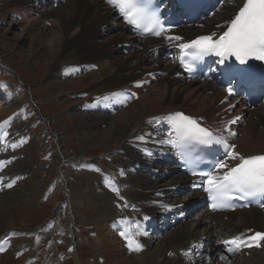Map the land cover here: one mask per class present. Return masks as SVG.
<instances>
[{
	"label": "bare ground",
	"instance_id": "1",
	"mask_svg": "<svg viewBox=\"0 0 264 264\" xmlns=\"http://www.w3.org/2000/svg\"><path fill=\"white\" fill-rule=\"evenodd\" d=\"M220 1V7L208 17L201 15L197 24L166 35L180 36L181 40L167 41L163 37L153 40L134 36L118 10L106 0H65L64 5V0H0V23L5 24L10 19L12 27L19 26L21 23L13 19L20 16L26 25V38L32 36V45L39 48L38 57L42 59L46 54L50 58L43 69L48 71V79L56 81L49 80L47 90L57 92L59 100L66 99V105L72 96L86 95L88 98L84 103H73L66 109L80 145L77 156L68 160L94 171L91 162L86 164L89 150L106 153L114 142L113 149L119 154V164L116 166L112 160L106 167L108 171L102 169V176L95 187L91 186L86 195L88 199L84 200L86 205L94 204V216L98 221L95 225L108 231V237H111L107 240L103 229L99 230L93 246L97 252L96 264H185L182 251L189 245L202 244L211 252L215 249L212 242L216 238L226 239L249 230H253L251 234L264 232V215L257 210L229 215H212L202 208L191 210L192 205L187 203L201 198V195L190 192L192 185L176 165L174 148L170 143H163L174 138L173 128L166 118L181 112L196 119L201 126L212 129L217 136L227 138L240 155H264L263 105L251 110L244 104L227 101L216 83L185 81L176 64L164 58L165 49L177 56L179 44L213 33L218 37L226 30L244 0ZM47 3L51 4L50 8H44ZM48 23H52V28H47ZM8 32L4 33L5 36ZM125 46L132 53L124 55ZM80 73H87L81 79L88 81L86 86L80 79L72 83ZM125 91L129 96L123 98V103H95L107 94ZM133 93L135 95L131 96ZM11 96V92H3V97ZM230 105L234 107L230 108ZM238 116L240 120L228 123ZM9 120L13 122L7 118L0 123V136L8 133L0 140V163L3 165L0 167V244L4 250L9 245L4 235L15 229L13 225L1 222L9 219L18 208H30L42 189L35 177V169V175L26 170V163L32 156V142L21 126L11 125ZM229 131L235 135H229ZM140 136L144 139H137ZM62 140V137L56 139L59 148L63 147ZM26 141L29 142L27 145ZM12 143H18L16 148L23 147L15 150L10 147ZM67 156L63 151L53 158L59 164ZM226 162L232 166L238 161L226 159ZM108 180L112 183L109 184ZM8 184L12 186L8 187ZM112 187L119 189V195L112 191ZM170 201L173 205H169ZM125 203L127 208L117 207V204ZM164 205L170 206L168 211ZM178 208L188 214L186 218H192L189 227L184 225L170 233L163 240V247L154 250L145 237L142 236V242L136 236L143 246L142 251H129L119 233L122 230L134 232L135 228H126L117 221L123 217L130 221L129 216L137 213L139 220L145 217L156 220L159 213L167 218L174 216ZM74 212L70 221L75 226L78 220ZM171 220V225L177 224L176 218ZM120 226H123L122 230ZM13 233L10 232L7 238L11 239ZM162 248L172 254V259L162 254ZM252 250L230 264H264V242ZM218 259L214 263L217 264ZM191 261L197 264L194 257Z\"/></svg>",
	"mask_w": 264,
	"mask_h": 264
},
{
	"label": "rangeland",
	"instance_id": "2",
	"mask_svg": "<svg viewBox=\"0 0 264 264\" xmlns=\"http://www.w3.org/2000/svg\"><path fill=\"white\" fill-rule=\"evenodd\" d=\"M64 4L65 0L62 5ZM57 5L54 7L56 8ZM50 7V3L44 5V8ZM19 17L13 19L21 23L16 27L10 25L12 22L10 19L6 20L5 24L0 23V123L10 118L13 120V122L9 120L11 125L21 126L28 135L33 151L28 159L29 162L26 163V170L30 173L35 169L37 172L35 177L38 178L42 189L38 197L32 201L30 208H18L12 212L9 219L1 222L13 225L15 231L7 232L9 235L10 232L14 233L9 239L10 248L0 252V264H96L97 252L93 246L99 237V230L102 231L103 228L95 225L98 221L94 216V204L87 203L88 206L84 200L88 199L86 195L91 186L95 187L103 172L108 171L106 167L111 165L112 160L116 166L119 164V154L113 149L114 142L110 144L106 153L89 150V154H86L88 156L86 164L91 162L90 164L95 166L94 171L69 161L70 158L77 156L80 145L78 134L67 110L70 104L84 103L83 101H87L88 98L86 95L70 96L71 102L66 105V99L59 100L57 92L47 90L46 85L50 81H56L52 78L48 79V71L43 69V65L48 63L50 58L46 57V54L42 59L38 57L39 48L32 45V36L26 38L24 28L26 25ZM46 26L50 29L52 23ZM6 31L9 32L5 36ZM129 49L126 47L127 51H124V55L132 53ZM164 57L166 58L165 55ZM86 74H77L72 83H77ZM81 82L83 86L88 84L86 80ZM3 92H11L12 96L3 97ZM57 137L63 138L61 142L63 147L59 148L56 143ZM28 143L26 141V145ZM22 147L15 150H20ZM63 151L68 156L57 164L53 155ZM89 180L94 185H91ZM82 202L85 204L82 205ZM172 203L170 201L169 205H173ZM68 205L71 206L69 209ZM73 212L78 220L75 226L70 221L73 219ZM191 220L192 218H185L166 233L162 232L161 237L159 236L156 241L152 237L148 238L150 248L154 250L163 247V240L170 233L181 229L184 225L189 227ZM21 224H24V227H21ZM103 232L108 237V231L103 229ZM109 239L111 237L107 238ZM161 252L172 259V254L167 253L169 251L165 248H162ZM209 264H213V261Z\"/></svg>",
	"mask_w": 264,
	"mask_h": 264
},
{
	"label": "snow or ice",
	"instance_id": "3",
	"mask_svg": "<svg viewBox=\"0 0 264 264\" xmlns=\"http://www.w3.org/2000/svg\"><path fill=\"white\" fill-rule=\"evenodd\" d=\"M106 2L118 10L125 23L133 26L142 34L163 36L167 41L182 39L180 36L164 35L167 29L161 23L160 9L154 0H106ZM177 47L180 53V64L189 71L192 67L191 61H201L208 55L219 57L221 64L231 57H235V60L241 64H245L250 58L264 60V0H244L243 6L239 8L234 18L228 23L227 29L218 37L215 33L202 35L187 43H181ZM226 92L229 96L234 94L231 87L227 88ZM134 95V93L131 94V96ZM128 96L126 91L113 92L98 98L95 103H123V98ZM231 107L234 106L230 105ZM166 119L171 124L175 137L163 141V143H170L173 148L185 150H190L194 143L201 145L218 144L223 146L228 160L238 161L229 166L225 159H220L215 161L207 172H192V175H199L203 178L198 183H194L193 187H201L207 193L208 199L212 201L211 208L213 210L227 207V202L234 197L264 195V155L248 157L240 155L234 150L236 146L230 145L223 136H217L212 129L201 126L196 119L181 112L171 114ZM238 119L239 117H236L235 120L228 123H235ZM225 131L228 129L225 128ZM7 135V132L3 133L0 140L6 138ZM229 135H235V133L229 131ZM137 139L143 140L144 137L140 136ZM17 146L18 143L10 145L13 149ZM148 154L150 155V153ZM2 166L0 163V167ZM108 183L111 184L112 181L108 180ZM7 186L11 187L12 185L8 184ZM112 191L119 195L118 188L112 187ZM117 207H128V205L126 203L124 205L117 204ZM163 207L168 208L170 206L164 205ZM144 219H148V217ZM117 223L125 224L126 228L135 224L134 221H129L126 217L121 218ZM141 234L138 224H135L134 232L122 230L119 233L126 242L129 251L135 252L142 251V244L135 239ZM262 242H264V232H255L248 236H243V234L234 236L231 239L223 240L222 244L229 253H234L241 251L242 248H259L262 246ZM3 250V245L0 244V251ZM205 259L209 258L206 257ZM219 259L227 260L228 257L221 255Z\"/></svg>",
	"mask_w": 264,
	"mask_h": 264
}]
</instances>
